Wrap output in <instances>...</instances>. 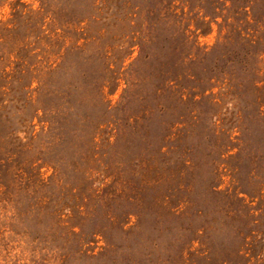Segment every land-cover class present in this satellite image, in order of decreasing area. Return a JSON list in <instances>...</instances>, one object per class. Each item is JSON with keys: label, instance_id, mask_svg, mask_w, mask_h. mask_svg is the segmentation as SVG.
I'll use <instances>...</instances> for the list:
<instances>
[{"label": "rangeland", "instance_id": "374dc122", "mask_svg": "<svg viewBox=\"0 0 264 264\" xmlns=\"http://www.w3.org/2000/svg\"><path fill=\"white\" fill-rule=\"evenodd\" d=\"M0 264H264V0H0Z\"/></svg>", "mask_w": 264, "mask_h": 264}]
</instances>
